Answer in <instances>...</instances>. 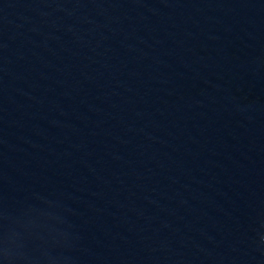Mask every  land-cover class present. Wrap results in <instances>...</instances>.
Listing matches in <instances>:
<instances>
[{"label":"water","instance_id":"95a60500","mask_svg":"<svg viewBox=\"0 0 264 264\" xmlns=\"http://www.w3.org/2000/svg\"><path fill=\"white\" fill-rule=\"evenodd\" d=\"M0 264H264V0H0Z\"/></svg>","mask_w":264,"mask_h":264}]
</instances>
